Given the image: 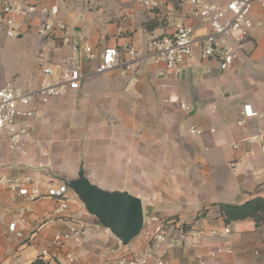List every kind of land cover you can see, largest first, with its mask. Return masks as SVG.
Segmentation results:
<instances>
[{
  "label": "crops",
  "instance_id": "0c3cea01",
  "mask_svg": "<svg viewBox=\"0 0 264 264\" xmlns=\"http://www.w3.org/2000/svg\"><path fill=\"white\" fill-rule=\"evenodd\" d=\"M154 1L158 8L145 10L137 0H54L58 20L74 44H89L97 54L116 47L124 59L123 49L132 46L137 60L127 75L116 68L92 76L96 61L86 62L84 71L90 76L81 88L50 99L26 120L29 135L19 145L11 146L9 138L0 135V179L28 176L41 187H57L82 169L102 189L139 197L143 210L188 229L206 228L198 244L188 240L177 247L152 248L166 250L163 257L169 264H197V254L216 250L221 252L214 260L205 258L206 264H264V227L249 219L226 225L219 214L220 204L264 198V152L259 144L245 141L264 135V34L254 28L228 71H221L216 60L203 58L198 46L186 68L167 71L147 56L148 41L171 36L177 25L190 26L196 35L207 34L209 28L187 0ZM207 1L224 6L230 0ZM254 11L258 18L257 8ZM43 20L39 14L15 18L24 69L36 66L39 74L2 85L36 90L42 78L40 56L57 62L71 54L68 46L37 36L36 26ZM2 36L14 38L0 25ZM244 106L257 116L244 118ZM190 127L203 134L191 136ZM68 196V210L58 217L52 199L27 203L0 184V264H32L50 247L54 233L82 225L88 227L83 244L69 250L75 264L111 262L145 247L138 239L121 246L72 193ZM22 207L30 212L24 239H18L7 226ZM223 226L229 227L228 235L221 234ZM211 229L218 235L211 236ZM49 249L56 254L50 264L64 263L66 251Z\"/></svg>",
  "mask_w": 264,
  "mask_h": 264
},
{
  "label": "built area",
  "instance_id": "2783aa9c",
  "mask_svg": "<svg viewBox=\"0 0 264 264\" xmlns=\"http://www.w3.org/2000/svg\"><path fill=\"white\" fill-rule=\"evenodd\" d=\"M193 14L204 22L209 32L196 35L190 26L177 25L171 36L155 37L147 43V56L155 64H163L167 71L179 72L186 68L195 47H199L203 58L214 59L218 62L221 71L232 69L234 62L240 55V47L250 36L254 28H259L264 34V0H230L224 6H218L207 0H187ZM137 4L145 10L158 8L154 0H137ZM255 8L259 12L256 18ZM42 15L45 20L36 26V34L42 40L58 41L61 46H68L71 54L63 56L57 62L44 61L41 58V84L36 90L26 92L6 85L0 89V135L9 138L11 146L16 147L21 140L29 135V129L24 122L37 115L40 108L50 99L63 96L68 91H77L83 80L90 76L84 68L86 62L96 64L91 75H102L120 68L122 75L132 72L137 60V52L132 46L123 49V55L116 47L103 49L99 54L89 44L82 46L74 44L67 33V27L58 20L59 8L54 0H0V25L4 27L7 37L17 36L15 18L29 19L32 16ZM184 107V105H181ZM244 118L257 116L250 106L242 110ZM242 121L238 124L241 125ZM213 132V130H210ZM189 134L201 136L203 130L190 127ZM247 143L259 144L264 152V135H256L245 139ZM234 149L236 145L232 146ZM250 155H253L252 153ZM0 184L14 197H21L25 202L32 203L41 199H52L55 203L53 214L61 217L69 207L68 194L71 193L63 183L57 187L45 183L42 187L28 177H3ZM30 210L22 207L18 215L7 226L8 233L18 239H24L28 227L26 214ZM206 228L198 226L188 229L183 224L161 218L151 210H143V225L138 239L145 247L134 253L129 252L118 256L117 259L107 262L99 260L97 264H169L164 260L166 250L154 252L155 246L166 248L185 245L190 240L198 244L205 238ZM211 236H217L218 231L209 230ZM230 229L223 226L221 234L228 235ZM88 234L85 225L73 228L68 232L57 231L51 239L49 248L56 251H66L64 263L75 264L76 258L70 248H78L83 244ZM49 248H44L39 259L51 263L56 254ZM221 250L197 254V264H206L205 258L214 260Z\"/></svg>",
  "mask_w": 264,
  "mask_h": 264
},
{
  "label": "water",
  "instance_id": "95a60500",
  "mask_svg": "<svg viewBox=\"0 0 264 264\" xmlns=\"http://www.w3.org/2000/svg\"><path fill=\"white\" fill-rule=\"evenodd\" d=\"M62 183L121 246H128L139 236L143 225V207L139 197L127 191L102 189L91 183L82 169L78 170L76 178L63 179Z\"/></svg>",
  "mask_w": 264,
  "mask_h": 264
},
{
  "label": "rangeland",
  "instance_id": "374dc122",
  "mask_svg": "<svg viewBox=\"0 0 264 264\" xmlns=\"http://www.w3.org/2000/svg\"><path fill=\"white\" fill-rule=\"evenodd\" d=\"M72 27L73 26L71 25L69 26L71 34L73 32ZM20 42L21 41L18 37L9 39L2 36L0 38V89L5 86L2 84L8 80L9 83L13 84L16 80H20L22 78L34 79L39 74V70L36 66L33 68L28 65V67L24 69V61L22 58L25 52L23 48L19 46ZM145 205L146 204H144V206Z\"/></svg>",
  "mask_w": 264,
  "mask_h": 264
},
{
  "label": "trees",
  "instance_id": "16d2710c",
  "mask_svg": "<svg viewBox=\"0 0 264 264\" xmlns=\"http://www.w3.org/2000/svg\"><path fill=\"white\" fill-rule=\"evenodd\" d=\"M219 214L226 225L249 219L256 226L264 227V198H254L242 204H220ZM32 264L49 263L38 258Z\"/></svg>",
  "mask_w": 264,
  "mask_h": 264
}]
</instances>
